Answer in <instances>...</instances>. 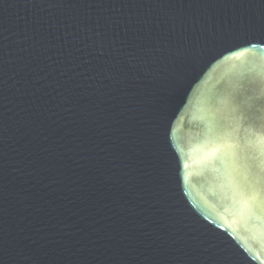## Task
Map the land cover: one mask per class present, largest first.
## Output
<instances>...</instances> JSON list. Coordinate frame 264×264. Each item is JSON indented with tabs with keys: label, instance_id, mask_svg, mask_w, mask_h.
<instances>
[{
	"label": "water",
	"instance_id": "water-1",
	"mask_svg": "<svg viewBox=\"0 0 264 264\" xmlns=\"http://www.w3.org/2000/svg\"><path fill=\"white\" fill-rule=\"evenodd\" d=\"M0 264H264V0H0Z\"/></svg>",
	"mask_w": 264,
	"mask_h": 264
}]
</instances>
